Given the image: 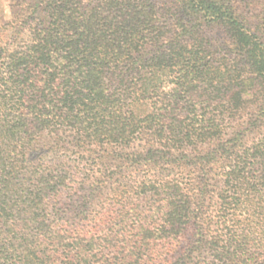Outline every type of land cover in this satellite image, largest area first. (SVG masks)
Returning <instances> with one entry per match:
<instances>
[{
	"label": "trees",
	"instance_id": "1",
	"mask_svg": "<svg viewBox=\"0 0 264 264\" xmlns=\"http://www.w3.org/2000/svg\"><path fill=\"white\" fill-rule=\"evenodd\" d=\"M0 264H264V0H10Z\"/></svg>",
	"mask_w": 264,
	"mask_h": 264
},
{
	"label": "rangeland",
	"instance_id": "2",
	"mask_svg": "<svg viewBox=\"0 0 264 264\" xmlns=\"http://www.w3.org/2000/svg\"><path fill=\"white\" fill-rule=\"evenodd\" d=\"M9 4L10 0H0V26L4 19H6L9 14Z\"/></svg>",
	"mask_w": 264,
	"mask_h": 264
}]
</instances>
